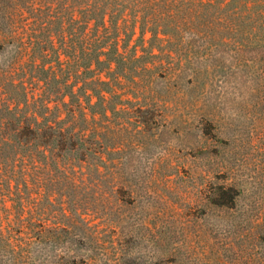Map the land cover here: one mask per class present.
<instances>
[{
  "label": "rangeland",
  "instance_id": "rangeland-1",
  "mask_svg": "<svg viewBox=\"0 0 264 264\" xmlns=\"http://www.w3.org/2000/svg\"><path fill=\"white\" fill-rule=\"evenodd\" d=\"M177 2L159 105L117 112L98 187L6 201L0 264H264V0Z\"/></svg>",
  "mask_w": 264,
  "mask_h": 264
},
{
  "label": "trees",
  "instance_id": "trees-1",
  "mask_svg": "<svg viewBox=\"0 0 264 264\" xmlns=\"http://www.w3.org/2000/svg\"><path fill=\"white\" fill-rule=\"evenodd\" d=\"M177 1L0 0V244L6 201L42 174L98 187L106 150L114 167L117 112L155 108L152 83L174 75Z\"/></svg>",
  "mask_w": 264,
  "mask_h": 264
}]
</instances>
